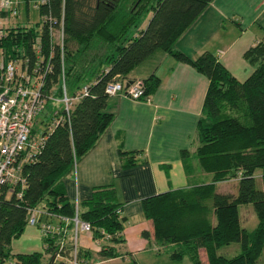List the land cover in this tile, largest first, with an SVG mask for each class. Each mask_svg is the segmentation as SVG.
Instances as JSON below:
<instances>
[{"label":"trees","instance_id":"16d2710c","mask_svg":"<svg viewBox=\"0 0 264 264\" xmlns=\"http://www.w3.org/2000/svg\"><path fill=\"white\" fill-rule=\"evenodd\" d=\"M22 1L28 23L31 3H39V20L32 26L14 19L5 28L6 36L0 40L4 56L16 59L17 47L33 59V46L38 43L45 55L49 50L54 54L45 90L55 88L57 96L61 95L63 66L69 95L77 96L85 86L87 94H79L68 117L58 110L57 118L63 120L50 132H43L47 136L39 151L22 166L25 183L16 187L20 196L0 191V264H66L51 258L62 239L70 246L72 224L65 238L42 236L43 251L13 253L12 242L23 234L30 210L39 205L57 215H75V201L65 194L63 180L113 119L107 110L105 86L113 79L131 81L130 71L158 50L208 79L197 122L195 156L201 170L211 174V181H197L191 187L142 200L144 215L153 227L154 250H168L171 258L187 257L192 264H257L264 247V37L244 52L253 69L240 80L217 55L206 51L190 58L176 48L178 39L213 0ZM149 13L146 27L136 29ZM61 22L63 45H51L48 26L59 27ZM130 28L136 33L128 37ZM142 81L149 96L160 83L155 75ZM126 155L129 164L137 162L134 154ZM181 156L189 154L182 150ZM186 167L193 172L190 161ZM228 181L236 182V191L218 192L217 184ZM246 203L252 204L258 219L252 231L242 227L239 219V206ZM122 209L112 185L95 187L89 199L78 203V219L90 225L89 233L100 245L99 260L128 255L118 249L125 241ZM142 234L149 237L147 230ZM231 243L239 244V253L231 257L218 253ZM169 245L174 247L168 249ZM78 257L90 264L92 252L78 245Z\"/></svg>","mask_w":264,"mask_h":264},{"label":"crops","instance_id":"0c3cea01","mask_svg":"<svg viewBox=\"0 0 264 264\" xmlns=\"http://www.w3.org/2000/svg\"><path fill=\"white\" fill-rule=\"evenodd\" d=\"M263 37L264 0H213L178 39L176 48L190 58L211 52L242 80L253 69L244 59V52ZM159 51L128 74L131 80L150 75L160 79L150 101L109 96L111 123L63 180L67 197L80 204L91 197L95 187L112 185L116 189L117 201L123 206L125 240L118 249L130 254L136 264L138 256L154 250L156 244L142 200L167 190L191 187L197 183L195 175L201 174L195 156L197 122L208 79L189 64ZM182 150L189 156L183 158ZM126 154H134L137 162L129 164ZM188 161L193 172L186 167ZM143 230L149 232V237L142 234ZM89 235L81 236L80 245L97 254L100 245Z\"/></svg>","mask_w":264,"mask_h":264},{"label":"built area","instance_id":"2783aa9c","mask_svg":"<svg viewBox=\"0 0 264 264\" xmlns=\"http://www.w3.org/2000/svg\"><path fill=\"white\" fill-rule=\"evenodd\" d=\"M22 4V0H0V40L6 36L5 28L20 14ZM33 5L36 9L39 8L38 2ZM48 20L51 21V18ZM48 36L51 45L59 44L62 47V22L59 27L50 24ZM33 49L32 59L21 48L16 47L14 50L17 57L14 59L4 56L5 53L0 48V191H4L6 195L20 196L16 187L25 183L22 166L32 161L47 136L42 133L35 137L32 133L34 120L45 109L47 103L61 101L63 106L60 109L68 117L79 94H87L85 86L77 96L69 95L64 81L63 66L60 76L61 95L57 96L55 88L50 89V92L45 90L46 77L53 72V50H49L45 55L42 46L38 43ZM145 90V84L139 78L131 81L113 79L105 86L108 96L121 95L132 100L149 102L150 96L145 94ZM60 109L54 110L52 126H49L47 133L63 120L62 116L57 118ZM75 167L76 164L74 169ZM75 205L76 212L73 217L57 215L42 208L40 210L33 208L28 215V224L37 227L44 237L59 234L64 238L68 225L72 224L68 239L70 246L66 247V240L62 239L54 247V260L63 259L66 264H87L78 257L77 238L78 228L90 232V225L78 219L77 201Z\"/></svg>","mask_w":264,"mask_h":264},{"label":"rangeland","instance_id":"374dc122","mask_svg":"<svg viewBox=\"0 0 264 264\" xmlns=\"http://www.w3.org/2000/svg\"><path fill=\"white\" fill-rule=\"evenodd\" d=\"M89 1H91V3H94L95 0H89ZM26 15L27 14H26L25 8H22L20 11V16L16 17L15 20L18 19V21L23 22V24L30 23L32 24V26H34L36 22H38L39 20V13L32 3L29 9V23H28ZM150 15L151 13L144 16L143 20L139 24V27H137L136 29L145 28ZM136 29L135 28L128 29L127 36L128 37L134 36L136 33ZM159 52H162V51H159ZM62 106L63 104L59 100L49 101L47 103V105L45 106V109L34 120L32 128L35 131L34 132L35 137H38L44 131L49 130V126H52V116H53L54 110L60 109L62 108ZM197 168L201 172V174L197 176L198 177L197 181L198 182H210L211 174L202 171L198 163H197ZM256 181H257V184L261 186L262 181L260 177H258ZM217 191L218 192H224V191L234 192L236 191V182L235 181L219 182L217 184ZM38 208L40 210L41 205H39ZM239 219H240V223L242 227L246 228L248 231H252L256 227L258 223V219H257V216L255 214V211L251 203H246V204H242L239 206ZM84 234L87 236L90 233L88 231H83L80 228H78L77 242L79 246H81L80 245L81 240H82L81 236ZM90 240H92L93 242L95 241L96 244L98 242L97 240H94L92 238H90ZM12 250L13 252L20 251V252H25V253L33 252L35 250L43 251V247L40 241V235H39L37 228L35 226L27 224L23 234L19 238L13 240ZM239 251H240L239 244L231 243L229 245H224L220 247L218 250V253L226 257H231L239 253ZM138 262H139L138 264H192L187 257H184L182 259L171 258L169 256L168 250H160V251L151 250L150 252L143 253L138 256ZM90 264H136V263H135V260L131 258L130 254L126 255V258L118 257V258L99 261V258L96 256L95 252L92 251V257L90 259ZM257 264H264V247H263L262 254L257 260Z\"/></svg>","mask_w":264,"mask_h":264},{"label":"water","instance_id":"95a60500","mask_svg":"<svg viewBox=\"0 0 264 264\" xmlns=\"http://www.w3.org/2000/svg\"><path fill=\"white\" fill-rule=\"evenodd\" d=\"M54 256H55V255L52 256L51 261L54 259Z\"/></svg>","mask_w":264,"mask_h":264}]
</instances>
